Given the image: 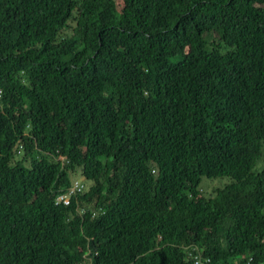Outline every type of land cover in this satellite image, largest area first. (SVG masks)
Listing matches in <instances>:
<instances>
[{"label": "trees", "instance_id": "1", "mask_svg": "<svg viewBox=\"0 0 264 264\" xmlns=\"http://www.w3.org/2000/svg\"><path fill=\"white\" fill-rule=\"evenodd\" d=\"M195 256L264 263V0H0V264Z\"/></svg>", "mask_w": 264, "mask_h": 264}, {"label": "rangeland", "instance_id": "2", "mask_svg": "<svg viewBox=\"0 0 264 264\" xmlns=\"http://www.w3.org/2000/svg\"><path fill=\"white\" fill-rule=\"evenodd\" d=\"M72 179H78L82 181L83 183L86 184V187H89L91 184V181H87L81 172V169H79L76 173L72 174ZM230 178L229 177H219V178H208V177H203L201 186L203 188V191L205 192L206 195L211 194L215 188L217 187H222L225 183L229 182Z\"/></svg>", "mask_w": 264, "mask_h": 264}, {"label": "built area", "instance_id": "3", "mask_svg": "<svg viewBox=\"0 0 264 264\" xmlns=\"http://www.w3.org/2000/svg\"><path fill=\"white\" fill-rule=\"evenodd\" d=\"M85 187L86 186L84 183H82V181H80L78 179L74 180L68 191H66L64 193H60L56 196V202L57 203L63 202L64 204H69L71 196H74L78 192H82L83 190H85ZM194 259H195L196 264H200L203 261H205V262L210 261V258L202 257V256H195Z\"/></svg>", "mask_w": 264, "mask_h": 264}, {"label": "bare ground", "instance_id": "4", "mask_svg": "<svg viewBox=\"0 0 264 264\" xmlns=\"http://www.w3.org/2000/svg\"><path fill=\"white\" fill-rule=\"evenodd\" d=\"M85 184V183H84ZM85 186H86V184H85ZM72 197V196H71Z\"/></svg>", "mask_w": 264, "mask_h": 264}]
</instances>
